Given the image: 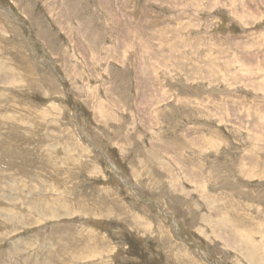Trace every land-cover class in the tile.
Wrapping results in <instances>:
<instances>
[{
    "label": "rangeland",
    "instance_id": "374dc122",
    "mask_svg": "<svg viewBox=\"0 0 264 264\" xmlns=\"http://www.w3.org/2000/svg\"><path fill=\"white\" fill-rule=\"evenodd\" d=\"M0 33V264H254L221 218L264 264V0H0Z\"/></svg>",
    "mask_w": 264,
    "mask_h": 264
},
{
    "label": "bare ground",
    "instance_id": "6f19581e",
    "mask_svg": "<svg viewBox=\"0 0 264 264\" xmlns=\"http://www.w3.org/2000/svg\"><path fill=\"white\" fill-rule=\"evenodd\" d=\"M51 7V6H50ZM110 15V14H109ZM110 17V16H109ZM176 19V18H175ZM114 23V22H113ZM5 29V28H4ZM4 34V33H3ZM3 34H1L0 33V42H1V40H3V38H4V36H3ZM14 36V35H13ZM190 36V35H189ZM9 38V37H8ZM188 41V40H187ZM233 41V40H232ZM8 42V41H7ZM12 42V41H11ZM125 43V42H124ZM149 46V45H148ZM2 47V46H1ZM133 47V46H132ZM181 47V46H180ZM2 49V48H1ZM8 49V48H7ZM131 49V48H130ZM5 50V49H4ZM13 50V49H12ZM11 50V51H12ZM151 50V49H150ZM161 50V49H160ZM9 51V50H8ZM11 53V52H10ZM12 54V53H11ZM21 54V53H20ZM23 54V53H22ZM134 54V53H133ZM15 55V54H14ZM14 55H13V57H14ZM28 57V56H27ZM137 57V56H136ZM2 58H3V55H2ZM10 58V60H11V57H9ZM20 60V59H19ZM139 60V59H138ZM28 61V60H27ZM7 62V61H6ZM11 62H12V60H11ZM57 62V61H56ZM3 63V62H2ZM2 63H0V73H2V75L4 74V72H1V71H3V69H4V66L2 65ZM5 64V63H4ZM128 65V64H127ZM16 66V65H15ZM14 66V67H15ZM188 66V65H187ZM158 67H160V66H158ZM30 68V67H29ZM6 70H7V68H6ZM6 70H5V72H6ZM247 70V69H246ZM16 71V70H15ZM19 72V71H18ZM8 73V72H7ZM35 73H37V72H35ZM11 74V73H10ZM16 74H21L20 72L19 73H16ZM23 74V73H22ZM14 75V74H13ZM214 75V74H213ZM15 76V75H14ZM32 76V75H31ZM225 76V75H224ZM34 77V76H33ZM228 77H230L229 75H228ZM15 78V77H14ZM18 78V77H17ZM13 79V78H12ZM22 79V78H21ZM31 79H33V78H31ZM152 79V78H151ZM210 79V78H209ZM15 80V79H14ZM103 80V79H102ZM0 81H2V80H0ZM8 82H9V80H8ZM16 82V81H15ZM24 82V81H23ZM25 82H26V80H25ZM168 82V81H167ZM1 84V83H0ZM6 85V84H5ZM1 86H2V84H1ZM0 86V87H1ZM26 86V85H25ZM4 87V86H3ZM174 87V86H173ZM172 87V88H173ZM7 88V87H6ZM48 88V87H47ZM156 90V89H155ZM181 91V90H180ZM228 91V90H227ZM230 92V91H229ZM228 93V92H227ZM231 93V92H230ZM192 94V93H191ZM76 97V96H75ZM233 98V97H232ZM2 99V98H1ZM0 99V100H1ZM16 102H17V100H16ZM99 102V101H98ZM13 104V103H12ZM18 105H20V104H18ZM57 105V104H56ZM9 106V105H8ZM17 107V106H16ZM51 107V106H50ZM53 107V106H52ZM4 108V107H3ZM10 108V107H9ZM42 108V107H41ZM100 108V107H99ZM5 109V108H4ZM11 109H13V108H11ZM18 109H20V108H18ZM49 109H51V108H49ZM62 109V108H61ZM101 110V109H100ZM180 111V110H179ZM44 112V111H43ZM100 112V111H99ZM98 112V113H99ZM1 113V112H0ZM18 113V112H17ZM41 114V113H40ZM101 114V113H100ZM21 115V114H20ZM21 117V116H20ZM19 117V118H20ZM47 117V116H46ZM17 118V117H16ZM27 118V117H26ZM104 118V117H103ZM21 119H22V117H21ZM49 119V118H48ZM25 121V120H24ZM27 121H29L28 119H27ZM36 122V121H35ZM54 122V121H53ZM53 122H52V124H53ZM125 122V121H124ZM21 123V122H20ZM23 123H25V122H23ZM129 123V122H128ZM34 127H37L38 125H37V122H36V124H34L33 125ZM45 127V126H44ZM32 128V127H31ZM120 129V128H119ZM167 130V129H166ZM212 130V129H211ZM41 131V130H40ZM216 132V131H215ZM40 133V132H39ZM212 134V133H211ZM34 135V134H33ZM33 135H32V138H33ZM45 136V135H44ZM38 137H40V134H39V136ZM213 137V136H212ZM209 138V137H208ZM217 139V138H216ZM215 138H214V140H216ZM0 140H2L3 141V139H2V137H1V134H0ZM47 140V139H46ZM115 141V140H114ZM174 141V140H173ZM210 141V140H209ZM218 141V140H217ZM221 141V140H220ZM6 142H8V140H6ZM207 142V141H206ZM10 143V142H9ZM9 143H7V145H9ZM223 143V142H222ZM39 145V144H38ZM206 146V145H205ZM42 147V146H41ZM43 149H45V145L43 146ZM214 149V148H213ZM210 151V150H209ZM27 152V151H26ZM25 152V153H26ZM81 152V151H80ZM253 152V151H252ZM74 153V152H73ZM197 153V152H196ZM32 154V153H31ZM37 154V153H36ZM35 154V155H36ZM256 154V153H255ZM3 155V154H2ZM13 155H15L14 153H13ZM42 155H44V153H42ZM87 155V154H86ZM258 155V154H257ZM1 156V155H0ZM5 156V155H4ZM16 156H18V155H16ZM247 156V155H246ZM29 157H31L30 156V154H29V156H28V158ZM201 157H202V155H201ZM257 157V156H256ZM40 158H41V156H40ZM13 160V159H12ZM41 160H43V159H41ZM152 161H154V160H152ZM155 162V161H154ZM243 165H245V163L243 162ZM56 166V165H55ZM152 166V165H151ZM150 166V167H151ZM236 166V165H235ZM260 166H261V164H260ZM35 167V166H34ZM33 168V167H32ZM235 168V167H234ZM39 169V168H38ZM154 169V168H153ZM222 169V168H221ZM36 170V169H35ZM238 170V169H237ZM94 171H96V170H94ZM243 171H245V170H243ZM33 172V171H32ZM246 172V171H245ZM37 174L39 173V172H36ZM243 173V172H242ZM93 174H95V172L93 173ZM251 174V173H250ZM250 174H248V175H250ZM97 175V174H96ZM212 175V174H211ZM244 175L246 176L247 174L246 173H244ZM247 175V176H248ZM246 176V177H247ZM242 177V176H241ZM211 178V177H210ZM219 179V178H218ZM222 179V178H221ZM242 179V178H241ZM248 181V180H247ZM191 183V182H190ZM45 186H49V185H47L46 183H45ZM215 187V186H214ZM27 188V186H25V185H21V189H17L15 192H17V191H19V190H27L26 189ZM50 188V187H49ZM213 188V187H212ZM217 188V187H216ZM218 189H219V187H218ZM31 190V189H30ZM23 192V191H22ZM19 193V192H18ZM59 193V192H58ZM62 193V192H61ZM184 193V192H183ZM217 193V192H216ZM223 193V192H222ZM27 194V193H26ZM5 195V194H4ZM8 195V194H7ZM22 195H24V194H22ZM223 195V194H222ZM233 195V194H232ZM5 197V196H4ZM33 197V196H32ZM83 197V196H82ZM14 198H17L16 197V194H15V196H14ZM25 198H26V196H25ZM42 198V197H41ZM47 198V197H46ZM50 198V197H49ZM214 198V197H213ZM8 199H11L10 201H14L15 202V204H16V202H17V199H12V197H10V198H8ZM221 199V198H220ZM187 200V199H186ZM38 201V200H37ZM41 201V200H40ZM191 201V200H190ZM189 201V202H190ZM223 201V200H222ZM29 202V201H28ZM186 203H187V201H185ZM206 203V202H205ZM209 203V202H208ZM225 203H229V201H226ZM183 206H184V204H183ZM189 206V205H188ZM194 207V206H193ZM27 208V207H26ZM43 208H45V207H43ZM209 209L210 210H213L214 209V204L213 203H211L210 202V204H209ZM0 210L2 211V212H0V214H2V213H4V215L6 216V217H8V216H10L11 215V213H10V211H8V210H4V209H1L0 208ZM28 210H32V209H28ZM42 211V210H41ZM20 213H18V214H16V213H14V214H12V216L14 217V218H19L18 217V215H19ZM196 216H199V215H196ZM11 217V216H10ZM41 217V216H40ZM200 217V216H199ZM49 217H47V219H48ZM137 218V217H136ZM213 218V217H212ZM43 220V219H42ZM45 220V219H44ZM129 220L130 221H132L131 220V217L129 218ZM207 220H208V218H207ZM15 221V220H14ZM28 221V220H27ZM32 221V220H31ZM244 221H246V220H240V223L237 221V223H238V225H236L234 222H232V220L230 221V219H226V218H221V219H218V220H212L211 221V223H212V226H213V230L215 229H219V231H220V233H221V231L222 232H224V234H225V232H227V234H229V235H225V238H227V239H230L231 237L230 236H232V237H234L235 239H239V240H241V241H243V244H244V250H243V257L245 258V260L246 259H250L254 264H258V262L255 260V258H254V256H253V252H252V249H251V244H253V243H249L251 240H252V235H253V233H252V231H250V230H242V228L240 227L241 225H244ZM248 221V220H247ZM47 222V221H46ZM143 222V221H142ZM215 222V223H214ZM15 223V222H14ZM214 223V224H213ZM12 224V223H11ZM47 224V223H46ZM136 224V223H135ZM29 225V224H28ZM199 225V224H198ZM31 226V225H30ZM149 226V225H148ZM27 227V226H26ZM136 227V226H135ZM142 227V226H141ZM25 229V228H24ZM229 229V231H227ZM140 230V229H139ZM199 230H200V228H199ZM248 231V232H247ZM92 234V233H91ZM5 238V237H4ZM22 245V244H21ZM13 248V247H12ZM239 250V249H238ZM19 251V250H18ZM29 253V252H28ZM63 253V252H62ZM12 255V254H11ZM10 255V256H11ZM14 255V254H13ZM12 255V256H13ZM18 255H22L21 253H19ZM6 256V255H5ZM8 257V256H7ZM6 257V258H7ZM21 257V256H20ZM54 257V256H53ZM15 258V257H14ZM18 258H19V256H18ZM38 258V257H37ZM1 260H3V258H0ZM9 259H11V258H9ZM20 259V258H19ZM35 259V258H34ZM53 259V258H52ZM18 260V259H17ZM23 260V259H22ZM29 260H31V258H29ZM28 260V261H29ZM37 260V259H36ZM43 260V259H42ZM46 260V259H45ZM4 261V260H3ZM33 261V260H32ZM13 262H14V260H13ZM24 262V261H23ZM34 262V261H33ZM6 263V262H5ZM4 263V264H5ZM11 263V262H10ZM16 264V263H15ZM30 264V263H29ZM64 264V263H63ZM66 264V263H65Z\"/></svg>",
    "mask_w": 264,
    "mask_h": 264
}]
</instances>
